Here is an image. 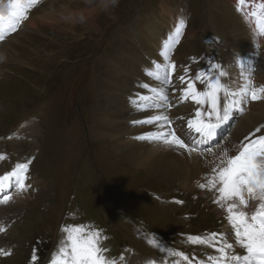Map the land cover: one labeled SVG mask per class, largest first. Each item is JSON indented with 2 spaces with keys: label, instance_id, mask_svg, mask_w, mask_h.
<instances>
[{
  "label": "rangeland",
  "instance_id": "374dc122",
  "mask_svg": "<svg viewBox=\"0 0 264 264\" xmlns=\"http://www.w3.org/2000/svg\"><path fill=\"white\" fill-rule=\"evenodd\" d=\"M50 1L38 0L27 9L21 21L27 28L7 34L15 38L8 42L15 52H5L0 59V171L10 172L30 160L29 179L43 182L34 187L31 181L23 191L28 199L20 205L1 204L0 249L10 254H0V264H33L34 250L36 264H49L66 236L61 231L66 225L99 231L104 255L114 264H136L151 255L167 263L179 257L184 264H211L209 257L220 255V245L215 240V247L193 243L188 237L207 238L213 232L232 235L233 240L225 236L233 244L227 253L241 255L245 250L235 244L227 214L221 216L223 207L215 203L219 193L199 187L208 183L212 170L201 174L193 188L181 187L177 180L147 173L131 162L126 149H116L92 132L95 114L109 101L110 93L98 88L109 75L107 61L123 66L127 75L116 77L128 83L133 81L137 53H147L143 22L158 49L167 42V56L170 49L182 55L195 68V76L217 64L219 69H211L215 75L224 71L233 28L248 26L239 0H119L114 9L94 16L89 31L82 29L74 38L61 28L64 25L29 26ZM147 19L168 26L160 30ZM181 19L185 27L175 43L170 33ZM81 27L77 25L79 32ZM120 55L134 59L126 62ZM196 81L199 91L204 90L207 81ZM231 127L229 120L224 133ZM12 188L8 194L13 198ZM178 249L187 260L173 254Z\"/></svg>",
  "mask_w": 264,
  "mask_h": 264
},
{
  "label": "bare ground",
  "instance_id": "6f19581e",
  "mask_svg": "<svg viewBox=\"0 0 264 264\" xmlns=\"http://www.w3.org/2000/svg\"><path fill=\"white\" fill-rule=\"evenodd\" d=\"M74 1H80L82 5H78ZM229 1L232 2V0ZM262 3H264V0H243L240 7L241 12L246 16L248 26H245L244 29L233 28L231 36L227 39L228 59L223 63V70L226 75L222 77V80L234 82L233 91L236 90V86L244 84L245 78L250 79L255 87L264 85V35H259L256 31L255 19L249 15L254 10L258 11L257 6ZM7 4L8 0H0V9L6 8ZM84 5V0H51L46 7L43 6L39 13L30 20L29 26L34 29L43 25L50 26V28L64 25L61 28H64L66 32L72 35V38L77 37L82 32L89 31L87 26H94L93 18L95 15L98 16L100 14L97 13L95 8L84 7ZM167 12H169V9L165 7L164 14H167ZM80 16L88 17V22L81 24L78 19ZM146 21L155 23L160 30L168 26V24L164 26L159 24L157 20L147 19ZM79 24L82 26L80 32L77 30V25ZM143 26L145 27L144 31L147 33V36L144 37L147 53L145 56H140V53H137V58L135 59L137 66L132 68L131 72L133 73L129 74L133 81L128 83L119 82L116 76L127 75L128 72L124 70L120 63V65L116 63L117 61L114 59L107 61L108 68L106 71L109 75L99 81L98 88L104 94L106 92L110 93L109 101L106 104V109L98 110V114H95L96 126L92 129V132L93 135L96 134L98 137L110 140L114 148L126 149L125 151L128 153L131 162L139 168H144L147 173L155 174L168 181L177 180L181 187L185 185L191 189L195 186V183L199 182L201 174L205 172L207 174L208 171L210 172L220 164L221 153L225 149H227L229 155H235L238 151L240 139L243 140L245 135L260 126L259 122L264 120V100L252 101L250 98L247 99L242 104V112L233 110V114L229 119L232 121L230 133H224L227 122L217 130V134L214 137L199 143L196 146V150L192 152L176 146L166 145L161 140L138 139V137L148 132H170L175 130L177 135L181 136L189 147L193 145L194 141H200V136L190 130L187 124L188 119L195 117L196 108L195 103L191 100L182 99V89L187 87V80L181 83L178 79H174V82L170 85H161L159 81L149 75V71H156V65L167 63L165 57L161 55V51H167V46L158 49L157 44L155 45L151 42L149 36L152 33L148 30L145 22H143ZM21 27L27 28V25L21 24ZM50 39L55 41L49 37ZM10 40H15L14 36L6 35L5 40L0 41V59L3 58L5 52L10 55L11 51L15 52L10 46L8 47ZM159 46H162V43ZM170 53L172 54L171 56ZM174 53L175 51L172 49L168 51V61L187 67L188 72L186 75L192 79L199 91L195 80V68L188 66L186 59L182 55ZM120 56L126 62L134 59L132 55H129L131 59ZM15 60L17 61V59ZM160 71L162 75L163 68ZM182 74L184 73L181 68L172 75L177 78ZM235 77L239 78L237 84H235ZM161 86L166 89V100H162L154 92V89H158ZM145 97L147 99H144ZM157 115L168 116L171 125L169 126L163 120L153 121L152 123H134V121H145ZM189 132L191 133L189 134ZM8 172L7 170L0 171V176ZM31 181L29 179V183ZM32 183L34 187H41L43 182L37 178ZM11 187L13 185L10 181H3L2 187H0V198L4 195H9L8 192ZM14 190H16L15 187L12 188L14 197L7 203L9 206H18L28 199L24 192L16 190L17 194L15 195ZM245 195L247 198V194ZM256 204H258V201L250 200L249 206L242 210L251 216L252 212L255 211ZM225 213L226 211L223 207V210H220V215L222 216ZM224 229L230 233L229 225L225 224ZM230 239L233 240L232 235ZM245 254L246 252L244 251L240 256ZM115 264H120V262ZM129 264H132V262ZM137 264H184V262L180 259H174L172 262L167 263L164 261L162 263L161 260L155 257H147Z\"/></svg>",
  "mask_w": 264,
  "mask_h": 264
},
{
  "label": "snow or ice",
  "instance_id": "6c2138e0",
  "mask_svg": "<svg viewBox=\"0 0 264 264\" xmlns=\"http://www.w3.org/2000/svg\"><path fill=\"white\" fill-rule=\"evenodd\" d=\"M36 3L38 0H8L6 8L0 9V41H4L8 33L15 32L21 26V21L26 19L27 9ZM239 3H243V0H239ZM257 8L258 11L254 10L249 15L255 19L256 31L259 35H264V3ZM174 27L175 31L170 33V38H174V42L179 43L185 21L181 19ZM166 46L167 42H165ZM161 55L165 57L167 63L156 65V71H149V75L161 85H170L174 79H178L181 83L187 80V87L182 89V99L191 100L196 105L195 117L188 119L187 124L190 130L200 136V141H194L189 147L175 130L148 132L138 139L161 140L166 145L192 152L196 150L199 143L210 140L217 134V130L229 121L233 110L242 112V104L247 99L264 100V85L255 87L250 79L245 78L244 84L236 86V90L233 91L234 82L221 79L226 75L224 71L221 70L215 75L212 73L211 69L220 68L217 64L211 65L208 71L196 74L195 80L207 81L205 89L198 91L192 79L186 75L187 67L168 61L166 51H162ZM161 68H163L162 75ZM181 68L184 74L174 78L172 74ZM154 92L162 100L167 99L166 89L163 86L154 89ZM205 105L207 108L203 110ZM161 120L171 125L166 115H157L145 121H134V123H152ZM262 133H264V125L256 127L245 135L235 155H229L225 149L221 153L220 164L212 169L213 176L208 183L199 185L201 188H215L219 193L215 203L225 208L226 219L234 232L235 244L246 252L243 256L228 255L227 250L232 249L233 244L225 239V236H230L227 233L213 232L207 238L189 236L188 239L193 243L210 244L215 247L216 245L213 244L215 240L220 245L217 248L220 255L209 257L211 264H264V134ZM30 163V160L17 163L11 172L0 176V187L3 181L8 180L18 192L25 191L31 186L26 183L29 179ZM11 199V195H4L0 198V204H7ZM250 200L258 201L251 216L242 210L249 206ZM2 231L4 229L0 227V232ZM61 231L65 232L66 236L58 250L52 253L49 264H114V261L107 259L104 255L105 249L100 246L99 231H89L83 225L62 226ZM0 254L9 255L10 253L0 249ZM173 254L179 255L184 260L188 259L182 252ZM31 261L33 264L38 261L35 250Z\"/></svg>",
  "mask_w": 264,
  "mask_h": 264
},
{
  "label": "clouds",
  "instance_id": "9594fccd",
  "mask_svg": "<svg viewBox=\"0 0 264 264\" xmlns=\"http://www.w3.org/2000/svg\"><path fill=\"white\" fill-rule=\"evenodd\" d=\"M84 2L89 7L95 8L97 13L109 12L119 4V0H84ZM78 19L81 24L88 22V17L86 16H80Z\"/></svg>",
  "mask_w": 264,
  "mask_h": 264
}]
</instances>
